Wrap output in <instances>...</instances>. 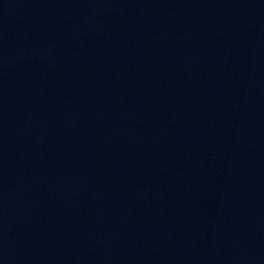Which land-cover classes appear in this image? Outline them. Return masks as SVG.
<instances>
[{
	"label": "water",
	"instance_id": "95a60500",
	"mask_svg": "<svg viewBox=\"0 0 264 264\" xmlns=\"http://www.w3.org/2000/svg\"><path fill=\"white\" fill-rule=\"evenodd\" d=\"M0 264H264V0H0Z\"/></svg>",
	"mask_w": 264,
	"mask_h": 264
}]
</instances>
